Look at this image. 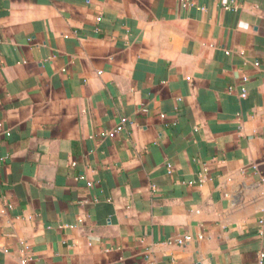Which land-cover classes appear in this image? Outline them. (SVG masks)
Returning a JSON list of instances; mask_svg holds the SVG:
<instances>
[{"label": "crops", "instance_id": "obj_1", "mask_svg": "<svg viewBox=\"0 0 264 264\" xmlns=\"http://www.w3.org/2000/svg\"><path fill=\"white\" fill-rule=\"evenodd\" d=\"M0 124V264L264 253V0H0Z\"/></svg>", "mask_w": 264, "mask_h": 264}, {"label": "built area", "instance_id": "obj_2", "mask_svg": "<svg viewBox=\"0 0 264 264\" xmlns=\"http://www.w3.org/2000/svg\"><path fill=\"white\" fill-rule=\"evenodd\" d=\"M181 1H182L183 3H186V0H181ZM225 8H226V9H228V8H232V6H230V5H226ZM125 122H126V119L122 118V119L119 121V123H118L113 129H111V130H109V131H104V132L101 133V135L104 136V137H111V138L115 137V135H116L119 131L122 130V128H123ZM1 130H2V127H1V124H0V132H2ZM189 238H190V237H185V239H189ZM177 242H178V243H181L182 240H181V239H177ZM263 259H264V253H263V252H260V253L258 254V262H257V264H263ZM24 261H25V259H23V262H24Z\"/></svg>", "mask_w": 264, "mask_h": 264}]
</instances>
